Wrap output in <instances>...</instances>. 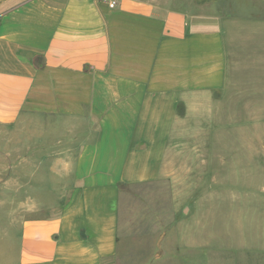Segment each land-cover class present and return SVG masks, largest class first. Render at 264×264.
<instances>
[{"label": "crops", "instance_id": "crops-1", "mask_svg": "<svg viewBox=\"0 0 264 264\" xmlns=\"http://www.w3.org/2000/svg\"><path fill=\"white\" fill-rule=\"evenodd\" d=\"M112 1L0 0V129L36 135L15 168L0 155L2 185L17 169L16 193L37 177L64 180L68 195L57 214L21 219L17 264H115L120 190L170 177L174 131L201 140L212 124L233 125L244 66L234 26L249 14ZM261 81L249 98H264ZM28 115L41 117L31 126Z\"/></svg>", "mask_w": 264, "mask_h": 264}, {"label": "rangeland", "instance_id": "rangeland-1", "mask_svg": "<svg viewBox=\"0 0 264 264\" xmlns=\"http://www.w3.org/2000/svg\"><path fill=\"white\" fill-rule=\"evenodd\" d=\"M200 1L215 2L227 16L249 14L234 26L241 33L234 54L244 66L235 72L238 96L226 113L233 125L212 124L201 140L174 131L164 162L170 177L120 190L115 264H264V98L248 97L256 79L264 86V2ZM40 117L25 120L32 126ZM35 137L29 128L0 129V155L10 152L15 168L19 154H32ZM11 175L2 185L0 172V264H17L21 219L57 214L68 198L64 180L27 179L18 194L17 169Z\"/></svg>", "mask_w": 264, "mask_h": 264}, {"label": "built area", "instance_id": "built-area-1", "mask_svg": "<svg viewBox=\"0 0 264 264\" xmlns=\"http://www.w3.org/2000/svg\"><path fill=\"white\" fill-rule=\"evenodd\" d=\"M105 2H106V4L109 6V7H111V8H113L114 7V2L112 1V0H105Z\"/></svg>", "mask_w": 264, "mask_h": 264}]
</instances>
